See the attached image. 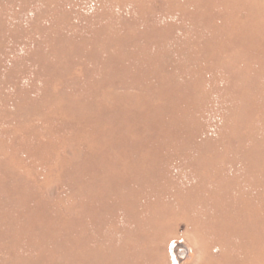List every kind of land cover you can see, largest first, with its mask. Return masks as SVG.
<instances>
[{"label": "rangeland", "instance_id": "obj_1", "mask_svg": "<svg viewBox=\"0 0 264 264\" xmlns=\"http://www.w3.org/2000/svg\"><path fill=\"white\" fill-rule=\"evenodd\" d=\"M0 264H264V0H0Z\"/></svg>", "mask_w": 264, "mask_h": 264}, {"label": "water", "instance_id": "obj_2", "mask_svg": "<svg viewBox=\"0 0 264 264\" xmlns=\"http://www.w3.org/2000/svg\"><path fill=\"white\" fill-rule=\"evenodd\" d=\"M174 253L177 256L179 261L183 260L187 255L186 249L181 245H178L175 247Z\"/></svg>", "mask_w": 264, "mask_h": 264}]
</instances>
